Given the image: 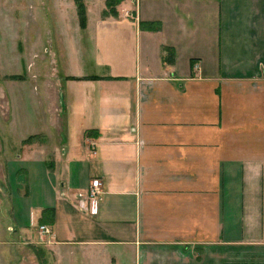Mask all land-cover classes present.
Here are the masks:
<instances>
[{
  "label": "crops",
  "instance_id": "crops-1",
  "mask_svg": "<svg viewBox=\"0 0 264 264\" xmlns=\"http://www.w3.org/2000/svg\"><path fill=\"white\" fill-rule=\"evenodd\" d=\"M102 2L97 71L74 54L50 129L9 149L17 223L39 209L45 264H264V0Z\"/></svg>",
  "mask_w": 264,
  "mask_h": 264
},
{
  "label": "rangeland",
  "instance_id": "rangeland-1",
  "mask_svg": "<svg viewBox=\"0 0 264 264\" xmlns=\"http://www.w3.org/2000/svg\"><path fill=\"white\" fill-rule=\"evenodd\" d=\"M98 2L0 0V264L42 263L35 250L42 247L43 240L38 231L39 209H34L31 227L21 226L25 217L17 223L14 214L27 181L16 178L9 169V149L17 153L18 140L20 146L29 134L44 127L45 132L50 129L52 119L43 99L44 83L74 71V54L80 56L84 72L97 71L91 29L94 16L103 7V2ZM59 54L63 57L58 63L60 72L54 69ZM55 151L61 153L59 148Z\"/></svg>",
  "mask_w": 264,
  "mask_h": 264
},
{
  "label": "built area",
  "instance_id": "built-area-1",
  "mask_svg": "<svg viewBox=\"0 0 264 264\" xmlns=\"http://www.w3.org/2000/svg\"><path fill=\"white\" fill-rule=\"evenodd\" d=\"M101 186L102 183L99 179H93L87 190L78 194L79 205L83 212L90 215L99 213L100 203L103 200ZM38 231L43 240L51 235V229L45 224H40Z\"/></svg>",
  "mask_w": 264,
  "mask_h": 264
},
{
  "label": "trees",
  "instance_id": "trees-1",
  "mask_svg": "<svg viewBox=\"0 0 264 264\" xmlns=\"http://www.w3.org/2000/svg\"><path fill=\"white\" fill-rule=\"evenodd\" d=\"M105 1H106V8L103 11V14L105 16H108V15H116L118 13L117 5L122 0H105ZM80 5H81V3H80ZM83 24H84L83 21H81V25L82 26H84ZM41 224H44V223H41ZM35 250L37 252L38 257L43 259V257L45 256V252H44L43 248L42 247H37ZM41 262H42L41 264H45V261L44 260H42Z\"/></svg>",
  "mask_w": 264,
  "mask_h": 264
}]
</instances>
